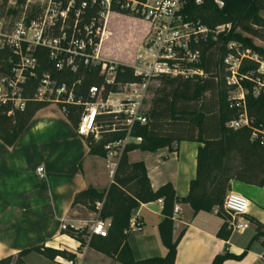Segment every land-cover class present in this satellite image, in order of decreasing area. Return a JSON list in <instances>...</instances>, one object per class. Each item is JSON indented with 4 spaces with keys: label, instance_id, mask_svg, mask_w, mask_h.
Segmentation results:
<instances>
[{
    "label": "trees",
    "instance_id": "trees-1",
    "mask_svg": "<svg viewBox=\"0 0 264 264\" xmlns=\"http://www.w3.org/2000/svg\"><path fill=\"white\" fill-rule=\"evenodd\" d=\"M22 1V0H19ZM83 0H76L69 11V22L66 31L71 34L74 25V12ZM220 7L215 0H204L203 4H191L190 15L201 19L203 23L214 27L224 23H233V30L222 34L217 41L209 39L200 43L202 60L196 64L206 72L205 78L162 77L154 91L146 124H137L134 135L141 136L139 144H130L122 154L110 186L98 189L90 186L78 192L73 200L72 208L84 206L97 212L100 219H110L112 225L107 237L92 235L89 245L107 255L116 258L123 264H176L178 246L182 234L174 240V209L177 203H188L195 213L213 212L224 219L218 236L228 240L232 231L228 228L226 214L223 210L224 200L232 189L231 181L236 180L250 185L264 187V144L251 139V129L234 130L228 123L236 117L235 109L230 107L228 89L225 79L218 68L228 53L227 44L238 41L246 48H252L264 55V46L256 44L254 38L264 40V0H222ZM99 11V6L88 3L84 21H88ZM31 18L34 17L32 14ZM101 25V24H100ZM96 24L94 27H96ZM58 30L55 31L57 33ZM99 37H94V44ZM95 49V46L89 48ZM40 67L37 76H29L23 85V97L26 99L23 109L16 108L8 101L0 103V139L9 146L14 145L34 115L42 108L52 104L47 100L35 99L40 78L44 72L50 71L58 80L69 83L77 82L76 96L87 99L91 86H103L105 79L99 74L100 65H82L76 73L58 72L54 69L47 48L39 47L35 51ZM11 60V62H10ZM18 57L11 51L0 50V72L6 76L13 75ZM252 66H255L252 64ZM246 67H244L245 69ZM134 68L126 64H118L116 84L138 81ZM248 87L249 85L246 84ZM117 86L107 85L106 89L115 90ZM247 104L254 126L264 123V96L254 97L249 91ZM82 106L69 105L67 118L77 127ZM12 111V113H10ZM118 133L106 134L99 141L92 136L85 137L90 146V154L106 157L105 145L117 140ZM194 141L201 145L197 156V174L190 183L186 196L180 197L172 183H166L153 189L144 161L131 162L129 153L133 150L156 152L162 148L172 149L175 143ZM238 157V167L229 161ZM163 200V220L159 224V234L167 253L162 257H150L143 260L134 258L129 244V229L135 211L144 203ZM102 202L101 209L96 203ZM257 232L253 240L264 236V223L255 220ZM78 238L85 245L88 229L67 232ZM252 240V241H253ZM37 252L56 260L57 256L75 259L76 256L66 250L37 245L20 251L16 256L10 255L0 259V264H26L25 256ZM246 255L235 254L226 249L217 254L211 264H224L230 259L240 260Z\"/></svg>",
    "mask_w": 264,
    "mask_h": 264
},
{
    "label": "built area",
    "instance_id": "built-area-1",
    "mask_svg": "<svg viewBox=\"0 0 264 264\" xmlns=\"http://www.w3.org/2000/svg\"><path fill=\"white\" fill-rule=\"evenodd\" d=\"M75 2L76 0H46L45 9L39 15L30 19L22 18L9 33L0 30V50H10L18 57L12 69L13 75L6 76V79L11 85L20 81L25 84L29 76H37L40 64L35 51L39 47L49 50L50 60L58 72L76 73L82 65H100L99 74L104 77L105 84L101 87L91 86L86 100L76 96L77 82L60 81L50 71L42 74L35 99L56 104L64 114L68 112L69 105L82 106L76 127L81 136H92L99 141L106 134H120L117 140L105 145L106 159L113 179L118 162L127 147L143 141L141 136L134 135V129L137 124L144 125L148 121V100L154 81L165 76L205 78L207 75L204 69L196 65L202 60L200 43L209 39L217 41L222 34L230 33L234 26L229 22L210 27L201 19L192 18L189 7L192 3L203 4L204 0H83L74 12V25L69 34L66 31L69 11ZM89 2L99 6V11L86 22L84 18ZM215 2L220 7L224 6L222 0ZM111 13L131 15L149 22L150 29L144 44L137 50L134 62L130 65L140 78L138 81L116 84L118 63L99 55V45L105 36L107 19ZM96 24L98 26L95 29ZM94 37H99L98 43L94 44ZM92 46L95 49L89 51ZM227 50L218 70L225 79L230 107L236 111V117L228 125L234 130L250 128L251 139L264 144V123L258 127L253 125L246 97L249 91L254 97L264 96V55L244 47L238 41H230ZM107 85H115L117 88L108 91ZM21 98L26 101L23 96ZM14 99L0 98V103L13 101L16 107ZM23 104L20 109L25 107ZM43 171L44 168L40 166L38 173L41 176ZM250 206L251 201L246 195L233 191L226 194L223 210L232 232H244L251 227L247 217ZM96 207L101 209L102 202H97ZM179 211V207L175 206L174 220L178 219ZM94 213L96 218L85 221L82 225L69 218L62 221L61 232L76 242L75 245L61 242L62 247L76 258L57 256L59 263L81 264L80 260L90 246L91 236H108L111 220L100 219L98 213ZM84 229H88L90 234L86 237L85 245L67 233ZM142 229V223L133 218L129 232ZM260 259L264 261V251L260 254Z\"/></svg>",
    "mask_w": 264,
    "mask_h": 264
},
{
    "label": "crops",
    "instance_id": "crops-1",
    "mask_svg": "<svg viewBox=\"0 0 264 264\" xmlns=\"http://www.w3.org/2000/svg\"><path fill=\"white\" fill-rule=\"evenodd\" d=\"M149 29V22L144 19L111 13L98 49L100 57L130 66ZM154 83L155 91L160 80ZM200 145L182 141L175 143L172 149L162 148L156 152L136 149L129 153V158L131 162H145L153 189L170 182L177 195L183 197L189 193L190 183L197 174ZM40 166L44 168L43 176L38 173ZM111 182L106 157L90 154L85 137L78 134L64 112L56 104L40 109L14 145H6L0 139V259L16 256L37 245L57 249H63L61 242L75 245L76 242L61 232L66 218L80 225L87 221L70 216L77 207L85 208H72L75 195L90 186L106 189ZM231 185L228 192L241 193L250 199L247 217L256 235L255 220L264 223V187L236 180H232ZM176 206L180 211L178 219L174 220V240L182 234L176 264H211L215 256L226 249L237 255L246 250V255L224 264H264L260 259L264 251L261 239L246 246L240 240L235 241V232H232L225 240L218 236L224 219L217 211L195 213L188 203ZM162 209L163 200H158L144 203L135 211L134 218L143 226L141 231L129 233L128 241L136 260L162 257L167 253L159 234V224L164 218ZM31 253L25 256L26 264ZM42 256L53 264L59 263ZM80 263L121 264L91 246Z\"/></svg>",
    "mask_w": 264,
    "mask_h": 264
},
{
    "label": "rangeland",
    "instance_id": "rangeland-1",
    "mask_svg": "<svg viewBox=\"0 0 264 264\" xmlns=\"http://www.w3.org/2000/svg\"><path fill=\"white\" fill-rule=\"evenodd\" d=\"M45 4H46V0H22V1L0 0V30L4 33L11 32V30H13V28L16 26V24L20 20H22V18L30 19L31 18L30 16L32 14L35 16V15H39L40 12L44 11ZM262 15L264 17V11L262 12ZM254 41L256 42V44L264 46V40L260 38H254ZM154 84L155 83H153L150 88V97L148 100V104L150 105V107H151V102L154 96V86H155ZM23 85L24 83H21V81L17 84L14 83L13 85H11V82L6 79V75L0 72V98H15L14 102H15L16 107L18 108H20V106L23 103H24L23 105L25 106V103H26V101L21 98V96H23V90H22ZM43 90H48V89L43 88ZM43 90L42 92H44ZM36 92L38 93L39 91L37 90ZM229 161L231 162V164H233L234 167H238V157L237 156H233ZM70 216L74 218L85 219L87 221H91L96 218V214L94 212L92 213V211L88 210L87 208L85 209L82 207H77L71 213ZM254 236H255V231L250 228L244 231L243 233L235 232L234 240L235 241L240 240L244 245L247 246L253 240ZM259 239L262 240V244L264 246V236L259 237L258 240ZM93 249L96 251H99L95 248ZM103 254H105L108 258H111L114 262L121 263L120 261L116 260V258L111 257L107 255L106 253H103ZM26 261H27V264H53L52 262H49L47 259H45L41 254L37 252H33L29 256H27ZM12 264H15V260Z\"/></svg>",
    "mask_w": 264,
    "mask_h": 264
}]
</instances>
